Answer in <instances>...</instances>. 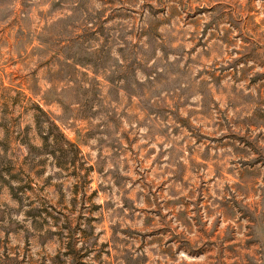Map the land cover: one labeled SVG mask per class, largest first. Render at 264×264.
Returning <instances> with one entry per match:
<instances>
[{
	"label": "rangeland",
	"instance_id": "rangeland-1",
	"mask_svg": "<svg viewBox=\"0 0 264 264\" xmlns=\"http://www.w3.org/2000/svg\"><path fill=\"white\" fill-rule=\"evenodd\" d=\"M0 264H264V0H0Z\"/></svg>",
	"mask_w": 264,
	"mask_h": 264
}]
</instances>
